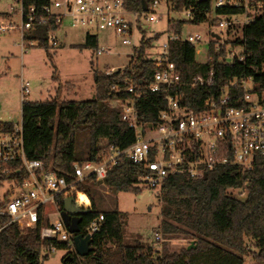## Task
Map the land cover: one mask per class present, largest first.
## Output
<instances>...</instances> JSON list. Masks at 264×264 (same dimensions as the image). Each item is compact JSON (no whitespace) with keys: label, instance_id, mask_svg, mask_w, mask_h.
Here are the masks:
<instances>
[{"label":"trees","instance_id":"1","mask_svg":"<svg viewBox=\"0 0 264 264\" xmlns=\"http://www.w3.org/2000/svg\"><path fill=\"white\" fill-rule=\"evenodd\" d=\"M44 2L28 0L26 6L42 5ZM153 2L126 0V8L131 12L143 13V5L149 10ZM166 2L176 14L188 10L195 12L194 19L170 20L171 33L184 37L183 29L187 24L217 26L218 18L207 15L212 12L211 1ZM214 14L218 17L241 12L227 8L218 9ZM0 17L5 20L11 18L9 14H0ZM50 24L34 25L24 33V42H35L39 47L48 48L49 34L56 30ZM138 28L141 31V27ZM226 35L225 44L219 48L210 41L206 63L197 62L195 45L187 41L169 43L170 60L181 76L179 92L183 95V104L192 110H199L205 99L218 95L234 80L252 79L259 89L264 85V11L244 27H230ZM159 37L160 34H155L146 38L142 32L139 49L124 70L110 75L108 71L96 72L95 98L92 100L24 101L21 115L27 160L41 161L44 171H52L71 183L76 164L101 162L108 146L125 149L132 145L135 141L134 130L122 121L119 110L111 105L116 97L129 98L130 95H117L113 89L119 87L124 90L130 85L147 87L153 83L157 68L148 53ZM83 47L98 51L97 37L88 34ZM237 48H240V52L234 50L235 57L230 60V49ZM210 71L213 72L211 88L191 87L194 77H206ZM124 80L128 81L127 85L122 83ZM230 94L242 96V90H230ZM165 106L164 95L150 91L136 101L141 121L152 125L157 124ZM13 126L11 122H1L0 132L12 131ZM82 132L87 133V141L83 153H79L77 138ZM22 166L21 161L0 162V189L9 182L19 186L28 178ZM6 167L12 170L8 174L3 172ZM145 172L142 165L123 158L108 172L107 189L116 194H137L141 191L140 178ZM77 189L91 201V209L81 215L80 233L86 234L88 227L101 215L103 221L92 235V251L88 256L79 257L75 249L68 253L66 257L71 256L74 264H245L249 256H252L254 264H264V159H256L253 167L244 172L235 166H224L208 171L201 179L171 175L165 180L158 194L161 204L159 232L163 239L183 237L188 240L187 246L178 252L163 253L155 244L143 243L139 239L127 244L124 230L128 216L118 211L98 209L95 199L106 192L100 189L94 177H87L78 183ZM243 189L246 190L245 195L237 194ZM8 199L9 195H6L5 201ZM56 206L62 213L65 198L57 197ZM40 215L42 221L37 225L31 226L26 219H22L3 229L9 218L0 216V264H43L49 259L45 251L50 247V242L41 239L44 225L42 210ZM191 244L193 246L189 249ZM69 248L68 243L58 245V249Z\"/></svg>","mask_w":264,"mask_h":264},{"label":"built area","instance_id":"2","mask_svg":"<svg viewBox=\"0 0 264 264\" xmlns=\"http://www.w3.org/2000/svg\"><path fill=\"white\" fill-rule=\"evenodd\" d=\"M211 1L213 19L218 18L217 26L222 31L230 27L249 24L255 16L264 11V0H200ZM16 7H12L21 18V25L0 22V36L13 30H20L22 48L35 47V42L26 44L24 33L30 31L34 25H49L56 27L49 34V43L58 46L56 33L68 21L71 28L86 27L96 31H112L122 39L124 45H132L135 30H139L142 19L147 23H156L158 18L155 9L160 0H154L147 12H131L126 8V0H45L44 4L26 6L28 0H15ZM233 9L241 14L216 16L218 9ZM187 19H194L195 12L185 11ZM132 20H127L126 17ZM240 18V19H239ZM51 25V24H50ZM211 40L216 42L217 48L225 42L221 36ZM201 36H179L171 33L162 45V53L154 59L157 71L150 86L130 85L121 90L115 87L113 91L118 95L128 93L129 98L116 97L111 105L119 110L121 119L135 132V141L125 149L108 146L101 162H86L74 166V180L69 183L66 178L59 177L52 171H44L41 161L27 160L24 152L22 122L14 124L13 130L0 132V162H22L28 178L21 184L9 182L5 192L0 189V216L9 218L6 226L26 219L34 226L42 221L41 239L50 242L45 254L52 255L58 250V245L68 243L69 250H73V236L64 223L61 213L56 206V198L62 196L72 198L82 210H89L88 197L78 191L77 185L87 177H94L102 191H105L108 172L117 166L123 158L135 164L142 165L146 172L140 178V183L160 193L165 180L171 175H184L191 179H201L208 171L224 166H235L242 172L250 170L256 159H264V85L258 88L252 79L234 80L224 87L218 95L205 99L199 110H192L183 104V95L179 92L181 76L174 62L169 57V43L171 41H187L192 45L200 42ZM134 46L132 56L138 51ZM105 49L97 51L102 55ZM229 59L235 57L230 49ZM124 69H111L108 75ZM213 72L208 76H196L191 82L193 88H211L213 86ZM128 84L127 80L122 82ZM242 90V96L234 97L230 90ZM22 95L29 94V83L23 82ZM146 91L164 95L166 106L158 116L156 125L143 123L136 108V101L145 95ZM22 99H27L22 96ZM26 101V100H25ZM6 167L4 173H10ZM20 172V171H18ZM3 186V187H4ZM244 189L242 195H244ZM9 195L8 201L5 196ZM80 195L86 198L84 201ZM52 204L57 217L46 220L45 207ZM103 216L96 219L86 230V235H92L99 229ZM161 236L155 235V241ZM44 254V253H43Z\"/></svg>","mask_w":264,"mask_h":264},{"label":"rangeland","instance_id":"3","mask_svg":"<svg viewBox=\"0 0 264 264\" xmlns=\"http://www.w3.org/2000/svg\"><path fill=\"white\" fill-rule=\"evenodd\" d=\"M15 0H0V14H9L11 18L5 20L0 17V22L21 25L20 15L12 10L16 7ZM158 18L156 23H147L142 19L141 31L135 30L132 45H124L122 39L112 31H96L94 29L79 27L71 28L68 21L64 22L62 29L56 33L58 46L49 45L48 48L35 47L22 48L20 30L16 29L0 36V122L10 121L14 124L22 122V103L45 102L57 100L87 101L95 98L94 74L105 73L111 69L126 68L132 58L134 46H139L142 32L146 38L160 34L149 51L150 59L158 58L162 53V45L168 40L170 20H186L184 13L176 14L171 11L166 0H160V5L155 9ZM132 20L131 17H126ZM240 19V18H239ZM198 33L202 38L196 47V60L206 63L211 35L221 36L226 42V31L218 26L209 24H187L183 35ZM90 34L97 37L98 49H105L98 55L96 49L83 47L86 36ZM240 35V33H237ZM212 43L213 42L211 41ZM79 46V47H73ZM229 48V47H228ZM240 52V48L232 49ZM29 83V94H23L21 83ZM22 96L27 99L23 100ZM87 141V133L82 132L77 138V151L83 153ZM141 191L113 193L107 188L101 198L96 197L97 207L100 211H118L127 214V223L124 230L125 242L133 244L136 239L143 243L155 244L161 252H178L185 248L188 240L182 238L163 239L159 232L161 223V204L158 191L139 183ZM9 186L1 188L3 192ZM242 192V191H241ZM237 191L238 193H241ZM244 195L246 190L243 191ZM236 194V193H235ZM88 209L91 201L88 197ZM86 201V198H85ZM46 220L57 217L56 209L52 204L45 207ZM161 240L155 241V235ZM71 250L58 249L50 255L43 264H64V259ZM245 264H254L252 256L245 259Z\"/></svg>","mask_w":264,"mask_h":264},{"label":"water","instance_id":"4","mask_svg":"<svg viewBox=\"0 0 264 264\" xmlns=\"http://www.w3.org/2000/svg\"><path fill=\"white\" fill-rule=\"evenodd\" d=\"M147 7L146 5H143V11L147 12ZM216 38H219L218 35H214ZM73 199L72 198H68L65 200V207H64V211L61 213V217L64 221V223L66 224V226L68 227V230L70 232V234L73 236L72 241L74 244V248L76 253L78 254L79 257H86L90 254V252L92 251V237L90 235H84L80 233V229H79V223L78 222H73V223H69L68 222V216H77V215H83L86 214L89 210H83V211H75L74 207H72L71 203H72ZM193 244L190 245L189 249L192 248ZM73 259L71 256H68L65 258L64 260V264L66 263H72Z\"/></svg>","mask_w":264,"mask_h":264},{"label":"flooded vegetation","instance_id":"5","mask_svg":"<svg viewBox=\"0 0 264 264\" xmlns=\"http://www.w3.org/2000/svg\"><path fill=\"white\" fill-rule=\"evenodd\" d=\"M71 205H72V207H74V209H75L76 212H77V211H83L81 208H79V207L77 206V204L75 203L74 200L72 201ZM68 217H69V218H68V222H69V223H73L74 221L79 223L80 220H81V215H77V216H68ZM68 264H74V263L72 262V263H68Z\"/></svg>","mask_w":264,"mask_h":264},{"label":"bare ground","instance_id":"6","mask_svg":"<svg viewBox=\"0 0 264 264\" xmlns=\"http://www.w3.org/2000/svg\"><path fill=\"white\" fill-rule=\"evenodd\" d=\"M80 197L85 201V197H83L82 195H80ZM87 201V200H86Z\"/></svg>","mask_w":264,"mask_h":264},{"label":"crops","instance_id":"7","mask_svg":"<svg viewBox=\"0 0 264 264\" xmlns=\"http://www.w3.org/2000/svg\"><path fill=\"white\" fill-rule=\"evenodd\" d=\"M21 86H22V83H21ZM3 122H10V121H3ZM1 123V122H0ZM12 123V122H11ZM14 124V123H13Z\"/></svg>","mask_w":264,"mask_h":264}]
</instances>
